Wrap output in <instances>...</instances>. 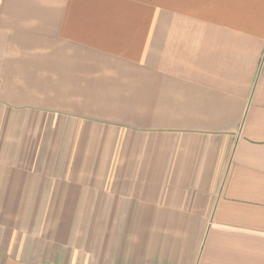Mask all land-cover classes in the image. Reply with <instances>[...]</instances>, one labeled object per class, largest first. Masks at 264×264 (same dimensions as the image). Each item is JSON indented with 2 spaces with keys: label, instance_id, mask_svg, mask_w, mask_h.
Masks as SVG:
<instances>
[{
  "label": "crops",
  "instance_id": "crops-1",
  "mask_svg": "<svg viewBox=\"0 0 264 264\" xmlns=\"http://www.w3.org/2000/svg\"><path fill=\"white\" fill-rule=\"evenodd\" d=\"M0 264H264V0H0Z\"/></svg>",
  "mask_w": 264,
  "mask_h": 264
}]
</instances>
